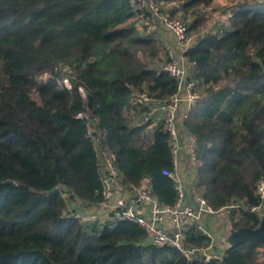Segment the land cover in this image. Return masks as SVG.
<instances>
[{
  "label": "trees",
  "instance_id": "1",
  "mask_svg": "<svg viewBox=\"0 0 264 264\" xmlns=\"http://www.w3.org/2000/svg\"><path fill=\"white\" fill-rule=\"evenodd\" d=\"M159 1L177 3L192 28L213 0ZM132 10L130 0H0V264H264V239L233 243L227 234L221 259L187 260L147 241L134 222L88 225L67 210L64 192L83 205L103 199L92 141L75 117L82 111L97 118L126 187L147 176L161 203L176 199L161 172L172 169L161 121L146 130L135 122L147 106L130 110L136 93L164 98L175 80L140 60L158 48L140 35ZM185 55L206 93L184 121L198 142L196 185L213 208L243 205L230 226L255 227L264 214L251 210L264 176V3L240 0L230 29L201 37ZM59 62L74 69L71 88L57 75L37 80ZM187 235L208 244L198 231Z\"/></svg>",
  "mask_w": 264,
  "mask_h": 264
},
{
  "label": "built area",
  "instance_id": "2",
  "mask_svg": "<svg viewBox=\"0 0 264 264\" xmlns=\"http://www.w3.org/2000/svg\"><path fill=\"white\" fill-rule=\"evenodd\" d=\"M240 0L229 1L225 13L217 12L212 21L211 30L190 32L187 22L170 10L179 6L175 2L159 0H130L133 8L132 20L143 37L155 40L159 50V69L167 72L175 80L174 91L164 98L152 99L146 90L136 93L132 98L146 100L148 108L142 117L136 119V124L146 127L161 121L163 130L171 150L172 169L163 168L162 174L170 177L176 191V199L172 204H163L152 192L151 180L144 177L136 188H128L123 183V173L118 167L116 152L108 146L105 134L98 128V120L89 111L78 112L75 117L85 123L86 135L92 141L96 166L101 181L103 199L93 211L81 212L68 210L74 218L82 223H98L104 220L102 214L113 217V223L128 220L138 224L146 232V240L156 246H170L177 249L187 260L195 257L204 261L221 259L225 251L216 248L219 240L217 231L207 224L205 218L226 219L232 210L243 205L234 201L220 208H213L201 195L196 185V170L199 164L197 156L198 142L196 137L184 125L192 110L203 94L198 89V83L192 76L194 63L190 62L185 52L193 47L198 40L207 34H223L230 29L232 11ZM254 1V0H249ZM259 4L264 0H256ZM210 9V6H201ZM179 10H177L178 12ZM199 7V16L201 13ZM203 12V11H202ZM199 18V17H198ZM199 23L196 24V27ZM57 75L59 85L71 88L75 79L74 69L62 62L54 66V74L44 72L37 80L39 82ZM84 96L83 89H80ZM132 102V100H131ZM132 103H135L134 101ZM135 109V108H134ZM132 111V110H131ZM186 165L187 174L181 171ZM192 181L191 193L187 184ZM72 194V193H71ZM256 194L260 204L251 210L264 211V176L256 184ZM67 192H64V196ZM89 206V205H86ZM64 211V214L67 212ZM112 223V224H113ZM193 229L207 237L205 246L193 245L188 241L187 232Z\"/></svg>",
  "mask_w": 264,
  "mask_h": 264
},
{
  "label": "crops",
  "instance_id": "3",
  "mask_svg": "<svg viewBox=\"0 0 264 264\" xmlns=\"http://www.w3.org/2000/svg\"><path fill=\"white\" fill-rule=\"evenodd\" d=\"M229 1L231 0H213L211 4H219V6H217V8L219 9L218 11L219 12H222V13H225L226 12V9L228 8V3ZM179 11L177 13H181V10L178 9ZM231 26V25H230ZM147 62H146V65L148 67H159V60H158V57H149L147 56L146 59H145ZM201 88V87H200ZM202 89V88H201ZM203 94H204V90H202ZM134 101L135 103H132L131 102ZM130 102L132 105H134L135 109L133 107L130 108V110H132L131 112H133L134 110L136 109H143L145 108V104L147 103L146 100H143V99H133L131 97L130 99ZM156 124H151L150 126L146 127V130H151L152 128L155 127ZM181 171L183 174H187V167L186 165H182L181 167ZM192 181L190 180V182L187 184V190L189 193H191L192 191ZM65 197V200H66V207L68 210H72V209H75V210H84L86 211V209H88V211H93L95 208H93L92 206H86V205H83L82 203H80L79 200H77L76 198H71V197ZM82 210V211H83ZM104 220H100L98 222V224H102V223H109V224H112L113 223V217L110 215V214H107V213H103L102 214ZM207 224H209V226L211 228H214L216 231H217V234H218V237H219V240L217 241V245H216V248L218 250H221V251H225L226 248H227V243H226V236L228 234V231L230 230V223L226 220V219H213L211 217H206L205 218ZM90 225V224H88ZM101 225H97V227L99 228Z\"/></svg>",
  "mask_w": 264,
  "mask_h": 264
},
{
  "label": "rangeland",
  "instance_id": "4",
  "mask_svg": "<svg viewBox=\"0 0 264 264\" xmlns=\"http://www.w3.org/2000/svg\"><path fill=\"white\" fill-rule=\"evenodd\" d=\"M217 6H219V4H211L210 5V9H206L205 7H201L200 6V9L203 12L201 11V13H200L199 22H198L199 25L197 27L196 26H192V28H190V26H191L190 25V23H191L190 22L191 21V16H189V15L186 16V15H184V13H180V14H177V15L180 16L182 19H184L187 22V24L189 26L190 32L192 30V33L196 34L197 32H200V31H203V30L204 31L211 30L210 27L212 26V21L215 19L214 16L218 12V10H219L217 8ZM230 25H231V23H230ZM156 48H157V45H156ZM139 56H140V60L143 61L144 63H146L147 61L145 59L149 55H147L146 53L140 52L139 53ZM158 56H159V50L157 52L156 57H158ZM228 84H232V83L230 81H227V80H224L223 82H219V85H222V86L223 85H228ZM202 90L203 89H199V91L201 92V94H203ZM205 95H206V93L204 91L203 96H205ZM82 210H79V211H81L83 213L88 212V209H86V211H84V210L82 211Z\"/></svg>",
  "mask_w": 264,
  "mask_h": 264
},
{
  "label": "water",
  "instance_id": "5",
  "mask_svg": "<svg viewBox=\"0 0 264 264\" xmlns=\"http://www.w3.org/2000/svg\"><path fill=\"white\" fill-rule=\"evenodd\" d=\"M230 241L233 243H239L242 241H255L258 239H264V214H261L259 223L255 227L243 226L240 228H234L232 225L228 231Z\"/></svg>",
  "mask_w": 264,
  "mask_h": 264
},
{
  "label": "bare ground",
  "instance_id": "6",
  "mask_svg": "<svg viewBox=\"0 0 264 264\" xmlns=\"http://www.w3.org/2000/svg\"><path fill=\"white\" fill-rule=\"evenodd\" d=\"M228 222H229V219H228Z\"/></svg>",
  "mask_w": 264,
  "mask_h": 264
}]
</instances>
